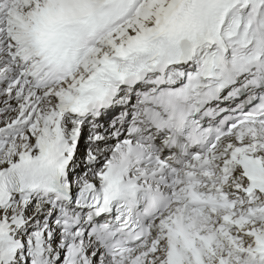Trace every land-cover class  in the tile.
<instances>
[{
	"label": "snow or ice",
	"instance_id": "snow-or-ice-1",
	"mask_svg": "<svg viewBox=\"0 0 264 264\" xmlns=\"http://www.w3.org/2000/svg\"><path fill=\"white\" fill-rule=\"evenodd\" d=\"M0 264H264V0H0Z\"/></svg>",
	"mask_w": 264,
	"mask_h": 264
},
{
	"label": "bare ground",
	"instance_id": "bare-ground-1",
	"mask_svg": "<svg viewBox=\"0 0 264 264\" xmlns=\"http://www.w3.org/2000/svg\"><path fill=\"white\" fill-rule=\"evenodd\" d=\"M240 102H242V100ZM218 104L222 108H229V109H231V108H235L239 104V102H236V101H221V102H216L215 103V105H218ZM113 140L114 139L110 140L109 143L112 144V141Z\"/></svg>",
	"mask_w": 264,
	"mask_h": 264
}]
</instances>
